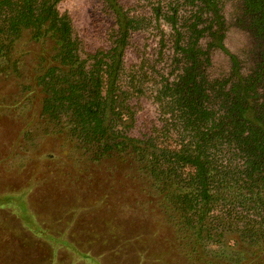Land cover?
<instances>
[{"label":"trees","instance_id":"trees-1","mask_svg":"<svg viewBox=\"0 0 264 264\" xmlns=\"http://www.w3.org/2000/svg\"><path fill=\"white\" fill-rule=\"evenodd\" d=\"M59 1L0 0V82L16 89L1 105L28 106L18 135L44 123L58 157L74 151L97 166H121L120 207L146 217L149 227L128 237L113 228L109 240L123 237L135 264V249L156 259L146 264H264V0H241L256 53L248 74L223 43L225 0H175L162 15L152 10L154 22L161 17L169 28L180 70L159 91L173 110L174 135L164 126L159 136L142 138L128 135L133 92L122 83V63L130 34L151 23L129 16L118 0H101L114 29L108 46L83 60ZM215 51L226 57L228 72L210 81ZM25 58L36 63L28 73L20 69ZM227 152L233 166L221 161Z\"/></svg>","mask_w":264,"mask_h":264},{"label":"rangeland","instance_id":"rangeland-1","mask_svg":"<svg viewBox=\"0 0 264 264\" xmlns=\"http://www.w3.org/2000/svg\"><path fill=\"white\" fill-rule=\"evenodd\" d=\"M118 2L129 16H142L151 23L147 29L130 34L123 56L122 83L133 92L128 101L134 113L128 135L159 136L158 132L166 129L174 135L173 110L166 107L159 91L165 80L169 83L175 79L180 65L172 63L167 24L161 17L154 22L152 10L159 9L162 15L175 0ZM56 9L69 23L81 59L88 60L93 52L108 46L113 17L101 0H60ZM181 14L178 11L177 15ZM222 15L223 43L240 60L241 71L248 74L256 53L244 28L241 0H225ZM35 66L32 58H25L20 69L28 73ZM227 72L226 57L212 52L206 70L208 80H222ZM128 79L133 82H125ZM15 90L13 82H0V264H135L133 256L122 248L123 237L118 236L120 241L114 245L109 240L113 228L128 237L149 227L146 217L139 220L120 207L124 190L121 166L107 161L97 166L74 158L78 155L74 151L68 158L58 157L55 137H50L51 126L44 123L18 135L28 106L15 110L1 105H9ZM16 141L19 145L11 154ZM229 154H223L221 161L233 166L236 158ZM110 175H116L114 184L107 180L113 179ZM107 192L108 198L102 200ZM150 241H154L152 235ZM134 252L138 264L156 261L136 249Z\"/></svg>","mask_w":264,"mask_h":264}]
</instances>
